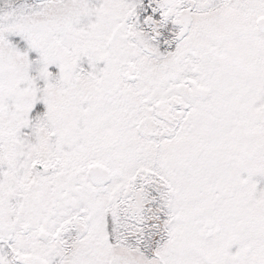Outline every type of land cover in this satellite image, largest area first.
<instances>
[{
  "label": "snow or ice",
  "instance_id": "obj_1",
  "mask_svg": "<svg viewBox=\"0 0 264 264\" xmlns=\"http://www.w3.org/2000/svg\"><path fill=\"white\" fill-rule=\"evenodd\" d=\"M0 264H264V0H0Z\"/></svg>",
  "mask_w": 264,
  "mask_h": 264
}]
</instances>
